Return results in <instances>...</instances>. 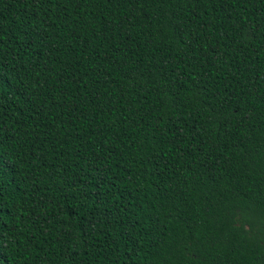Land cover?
Segmentation results:
<instances>
[{"label":"trees","instance_id":"obj_1","mask_svg":"<svg viewBox=\"0 0 264 264\" xmlns=\"http://www.w3.org/2000/svg\"><path fill=\"white\" fill-rule=\"evenodd\" d=\"M0 264H264V0H0Z\"/></svg>","mask_w":264,"mask_h":264}]
</instances>
